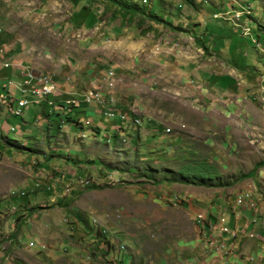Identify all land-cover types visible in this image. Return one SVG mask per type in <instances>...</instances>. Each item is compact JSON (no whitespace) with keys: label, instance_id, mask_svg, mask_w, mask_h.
Here are the masks:
<instances>
[{"label":"rangeland","instance_id":"374dc122","mask_svg":"<svg viewBox=\"0 0 264 264\" xmlns=\"http://www.w3.org/2000/svg\"><path fill=\"white\" fill-rule=\"evenodd\" d=\"M114 1L0 0V94L21 71L62 91L0 104V264H264L236 205L253 194L264 236V0ZM91 87L123 118L61 106ZM188 160L221 185L162 179ZM197 211L238 233L215 247Z\"/></svg>","mask_w":264,"mask_h":264},{"label":"built area","instance_id":"2783aa9c","mask_svg":"<svg viewBox=\"0 0 264 264\" xmlns=\"http://www.w3.org/2000/svg\"><path fill=\"white\" fill-rule=\"evenodd\" d=\"M3 66L8 67L9 64L4 62ZM20 73L21 78L15 83H11L12 79H6L1 84L3 91L0 94V104L6 107L8 115L16 117L22 116L23 111L30 108V106L35 105V107H39V105L43 103L50 104L51 97L62 94V91L58 89L56 80H54L52 76L26 74L22 71ZM11 88L13 89L12 93H10ZM112 104V98L108 99L103 91L98 90L96 87H91L83 91L80 100L71 96L62 101L61 106L64 107L68 105L69 108L70 106L86 107L96 105L100 108L104 117L108 119L123 118V114ZM90 121H92V119L87 118L86 123ZM134 122L138 123L139 120L135 117ZM13 130L15 131V127L11 126L10 131ZM236 205L244 206L251 210L255 209L256 203L253 194L248 190L240 192L236 196ZM194 215V224L203 234H208L210 242H212L215 247L218 246V248H223V244H216L214 238H210V233L218 232L219 234H227L230 237H235L238 233V228L231 227L226 222V217L223 215L218 214L216 219L212 218L204 211H197ZM94 221L95 220H93V222ZM247 235L249 237H253L254 235L257 236V234H254L252 231L248 232ZM34 244V241L29 242V246H33ZM40 247L44 249L45 245L40 244ZM115 247L117 251L126 249L124 244H117Z\"/></svg>","mask_w":264,"mask_h":264},{"label":"trees","instance_id":"16d2710c","mask_svg":"<svg viewBox=\"0 0 264 264\" xmlns=\"http://www.w3.org/2000/svg\"><path fill=\"white\" fill-rule=\"evenodd\" d=\"M114 1V0H113ZM118 5L123 6L124 5L128 6V3L126 1L124 2H117ZM132 6V5H131ZM130 6V7H131ZM136 8V5L135 7ZM156 19V17L154 16ZM251 34H248L249 36ZM255 40V39H254ZM203 47H205V44H202ZM227 81H229V78L224 77ZM234 82H227L226 86H233ZM2 135V134H1ZM5 138V137H4ZM8 141H11L10 139H7ZM15 141V140H14ZM219 175L215 168L207 161L203 160H188L185 163H182L180 167L176 170L175 173L166 170L165 174L163 175L162 179L167 180V181H179L184 184H194V185H202V186H215V185H221V182L219 180ZM82 220V219H81ZM96 235H101L100 232H98ZM106 238V236H104ZM106 242L109 244V246L112 245L108 240Z\"/></svg>","mask_w":264,"mask_h":264},{"label":"crops","instance_id":"0c3cea01","mask_svg":"<svg viewBox=\"0 0 264 264\" xmlns=\"http://www.w3.org/2000/svg\"><path fill=\"white\" fill-rule=\"evenodd\" d=\"M29 111V110H28ZM3 120H5V119H1V122L0 123H2V122H4ZM248 212V216L246 217V220L245 221H247V224H246V226H245V228L248 230V232H254V234L256 233L257 234V237L258 238H256L257 240H259V239H261V240H264V236H263V233L261 234L260 232H259V226H258V217H257V213H256V209H253V210H251V209H248V208H246V207H244ZM250 210H251V213H250ZM253 211V212H252ZM219 214V213H218ZM233 214H231L230 213V215L228 216V217H226L225 215H223V216H225L226 217V219L227 218H230L231 217V219L234 221V223H233V221L231 222L229 219H228V224L231 226V227H233V228H238L239 229V225L238 224H236L235 222H236V220L238 221H242L241 219H240V216H238V214L237 215H234V216H232ZM211 235H209L210 236V238H214V240L216 241V244H220V243H222V241H224V240H227V241H231V240H233L232 238H234V237H230L229 235H227V234H219L218 232H212V233H210ZM220 238V242L217 240V239H219ZM223 244V243H222Z\"/></svg>","mask_w":264,"mask_h":264},{"label":"bare ground","instance_id":"6f19581e","mask_svg":"<svg viewBox=\"0 0 264 264\" xmlns=\"http://www.w3.org/2000/svg\"><path fill=\"white\" fill-rule=\"evenodd\" d=\"M66 100V99H65ZM62 103V102H61ZM49 105V104H48Z\"/></svg>","mask_w":264,"mask_h":264},{"label":"clouds","instance_id":"9594fccd","mask_svg":"<svg viewBox=\"0 0 264 264\" xmlns=\"http://www.w3.org/2000/svg\"><path fill=\"white\" fill-rule=\"evenodd\" d=\"M20 117V116H19Z\"/></svg>","mask_w":264,"mask_h":264}]
</instances>
